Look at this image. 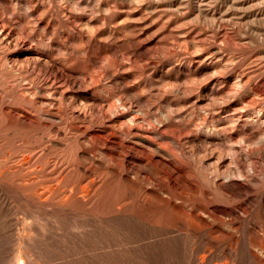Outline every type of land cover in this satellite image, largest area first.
Here are the masks:
<instances>
[{
	"label": "rangeland",
	"instance_id": "374dc122",
	"mask_svg": "<svg viewBox=\"0 0 264 264\" xmlns=\"http://www.w3.org/2000/svg\"><path fill=\"white\" fill-rule=\"evenodd\" d=\"M0 264H264V0H0Z\"/></svg>",
	"mask_w": 264,
	"mask_h": 264
}]
</instances>
